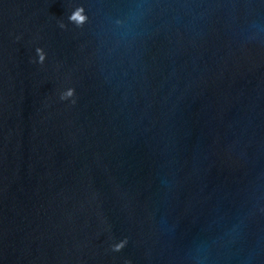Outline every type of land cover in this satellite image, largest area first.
I'll list each match as a JSON object with an SVG mask.
<instances>
[{"label": "water", "instance_id": "obj_1", "mask_svg": "<svg viewBox=\"0 0 264 264\" xmlns=\"http://www.w3.org/2000/svg\"><path fill=\"white\" fill-rule=\"evenodd\" d=\"M252 20L264 0H0V264H264Z\"/></svg>", "mask_w": 264, "mask_h": 264}, {"label": "clouds", "instance_id": "obj_2", "mask_svg": "<svg viewBox=\"0 0 264 264\" xmlns=\"http://www.w3.org/2000/svg\"><path fill=\"white\" fill-rule=\"evenodd\" d=\"M83 19L84 18H82V22H83ZM63 26L64 25L61 24V27H63ZM248 27H249L250 30H254L257 36L260 35V34H264V22H262V21L252 20L248 24ZM36 50L39 51L40 48H37ZM38 59H39L40 62H43L45 60V54L40 55ZM60 98L61 99H65V97H64V91L60 94Z\"/></svg>", "mask_w": 264, "mask_h": 264}]
</instances>
